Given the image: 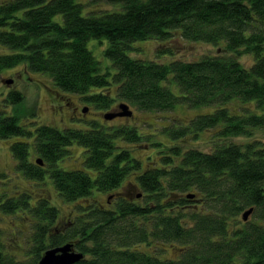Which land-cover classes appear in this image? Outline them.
I'll return each instance as SVG.
<instances>
[{
  "label": "trees",
  "instance_id": "1",
  "mask_svg": "<svg viewBox=\"0 0 264 264\" xmlns=\"http://www.w3.org/2000/svg\"><path fill=\"white\" fill-rule=\"evenodd\" d=\"M103 2L111 8L81 0H0V51L8 50L0 52V74L22 64L105 112L118 110L117 99L147 112L207 106L211 112L164 131L175 140L215 129L212 148L157 143L161 155L144 167L120 143L147 141L134 124L104 117L75 129L36 117L25 124L20 120L35 111H21L24 94L10 86L0 106V139L16 137L9 144L15 168L25 179L52 183L62 202L84 203L73 206L70 226L59 230V207L38 192L8 193L0 171V212L31 228L23 258L7 248L0 229V264H37L46 249L66 242L83 255L73 264H264V140L254 136L264 128V0ZM175 34L221 52L164 61L127 53L135 41L156 39V52L170 56L165 40ZM92 38L106 40L102 55L115 67L112 74L88 47ZM73 143L93 175L58 166ZM33 153L39 157L31 160ZM128 176L139 191H117ZM93 189L113 200H91ZM250 207L253 220H243ZM154 242L170 244L174 255Z\"/></svg>",
  "mask_w": 264,
  "mask_h": 264
},
{
  "label": "rangeland",
  "instance_id": "2",
  "mask_svg": "<svg viewBox=\"0 0 264 264\" xmlns=\"http://www.w3.org/2000/svg\"><path fill=\"white\" fill-rule=\"evenodd\" d=\"M87 6L90 7H110L111 4L103 2V0H81ZM106 40H103L102 43H99L96 39H90L87 42L88 47L92 50L93 55L99 57L102 61V65L108 66L110 74L114 72L115 67L111 65L108 58L102 55V49L106 46ZM159 41L156 39H147V40H138L133 44L134 50L127 52L129 55L134 57H141L143 59H155L158 61L168 60V58H180L184 60H198L206 54H216L221 52L217 46L208 44L201 41H185L178 38V34H175V37L170 40H165V44L171 47L174 53L172 55H165L162 53L156 52V47ZM138 47V48H137ZM8 52V50L0 51ZM240 59L244 62L250 63L251 58L242 55ZM109 74V77H110ZM11 80L10 83L7 81ZM10 86L21 90L24 94V99L22 103V110L25 113L30 110L35 111V116L29 118H24L20 120L25 124H29L30 120L36 117V120L42 124H48L59 129L61 128H86L89 126V121L93 119L102 120L103 112L92 105L88 104L81 96L70 93L67 91H62L55 87L46 74L38 72H29L27 68L22 64L9 69H4L0 74V106L2 105V100L6 96L7 92L10 90ZM173 90H176V85L173 84ZM110 92L112 95L115 93L114 85L111 86ZM124 102V100H116L113 103L114 109L118 103ZM132 115L128 117H116L114 119H105L109 124H134L138 129L137 131L147 137V141L140 143H123L120 141L124 148L130 150L134 156L140 158L142 166H150L153 159L158 158V154L161 152L156 145L161 143L162 147L165 149L170 147V145L179 144L184 149L189 147H195L204 151H209L212 148L213 144H210L211 135L215 132V129L202 130L196 136L193 134H187L183 137L176 138L172 140L171 137L164 131H167L171 128L170 126L179 123L184 126L188 123L190 119L194 117L195 114H204L211 112L207 106L199 107H187L185 105L177 104L175 108L169 111H142L138 110L135 107L131 106ZM84 108H87L86 111H83ZM7 109L11 110V106H8ZM109 111V110H107ZM184 122V123H183ZM186 122V123H185ZM255 137L264 140V128L256 130ZM16 139V137H10L7 139H0V171H3L8 180L7 191L13 195L21 189H27V191L33 193L38 192V194H44L48 196L51 200L50 204L57 205L59 207V221L57 222V227L59 230L66 229L70 226L72 216L74 213L73 207L76 204H83L84 201H78L75 204L62 202L61 197L56 193V190L52 183H39L34 180L25 179L18 170L15 168V160L11 156L9 151V144L11 140ZM145 143V144H144ZM70 154L68 157L57 161L58 166L63 169H74V168H83L84 171H88L91 175L94 174V171L85 167L82 163L84 158L82 147L73 143L70 147ZM36 153H33L31 160H34ZM132 176H128L123 182L122 186L117 189V191H122L123 189L128 192L132 187V191H139V188L132 184ZM130 182V183H129ZM2 184L0 183V190H2ZM122 189V190H121ZM92 196L90 198L93 201H99L102 204L113 200L112 198L107 199L108 193L98 192L93 189ZM96 201V202H97ZM192 204V203H189ZM246 210V209H245ZM243 213V212H242ZM242 213L240 215H242ZM239 216L240 219L241 216ZM250 220H253L252 215H248ZM63 222H65L63 225ZM0 229L3 232V237L5 244L12 252L17 253L18 258H23L25 255V247L28 246L31 236V228L27 220L16 218L15 215H4L0 212ZM29 240V241H28ZM14 241L15 246L12 247L11 243ZM158 247H166V254L173 256L174 252L169 249L170 244L168 243H156ZM20 245V246H19ZM23 246V247H21ZM12 247V248H11ZM21 249V250H20ZM153 251V248H151ZM156 250V254H158Z\"/></svg>",
  "mask_w": 264,
  "mask_h": 264
},
{
  "label": "water",
  "instance_id": "3",
  "mask_svg": "<svg viewBox=\"0 0 264 264\" xmlns=\"http://www.w3.org/2000/svg\"><path fill=\"white\" fill-rule=\"evenodd\" d=\"M11 80L7 81L10 83ZM118 110L107 111L103 114L105 119H113L116 116H130L132 115V109L125 102H120L118 105ZM87 108H84L83 111H86ZM39 165L43 164V161L40 158L36 159V162ZM141 193H137V197H139ZM193 194H187V197H192ZM252 211V207L248 208L242 213L243 220H247V216L250 215ZM74 243L66 242L61 245H56L54 247H50L44 251V253L40 256L37 264H73L74 262L80 260L83 255L79 251L74 248Z\"/></svg>",
  "mask_w": 264,
  "mask_h": 264
},
{
  "label": "flooded vegetation",
  "instance_id": "4",
  "mask_svg": "<svg viewBox=\"0 0 264 264\" xmlns=\"http://www.w3.org/2000/svg\"><path fill=\"white\" fill-rule=\"evenodd\" d=\"M132 187H133V186H131V189H132ZM131 189H130V190H131Z\"/></svg>",
  "mask_w": 264,
  "mask_h": 264
}]
</instances>
